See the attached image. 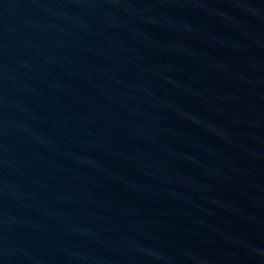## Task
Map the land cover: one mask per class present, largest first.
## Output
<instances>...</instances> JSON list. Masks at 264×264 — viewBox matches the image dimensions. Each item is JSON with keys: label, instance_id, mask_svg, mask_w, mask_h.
<instances>
[{"label": "water", "instance_id": "95a60500", "mask_svg": "<svg viewBox=\"0 0 264 264\" xmlns=\"http://www.w3.org/2000/svg\"><path fill=\"white\" fill-rule=\"evenodd\" d=\"M0 264H264V0H0Z\"/></svg>", "mask_w": 264, "mask_h": 264}]
</instances>
